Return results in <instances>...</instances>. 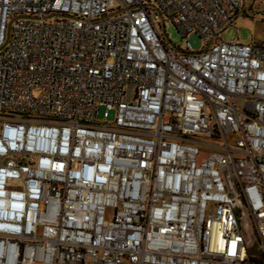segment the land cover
Segmentation results:
<instances>
[{
	"label": "built area",
	"instance_id": "2783aa9c",
	"mask_svg": "<svg viewBox=\"0 0 264 264\" xmlns=\"http://www.w3.org/2000/svg\"><path fill=\"white\" fill-rule=\"evenodd\" d=\"M244 8L0 0V264H264V40H222Z\"/></svg>",
	"mask_w": 264,
	"mask_h": 264
},
{
	"label": "rangeland",
	"instance_id": "374dc122",
	"mask_svg": "<svg viewBox=\"0 0 264 264\" xmlns=\"http://www.w3.org/2000/svg\"><path fill=\"white\" fill-rule=\"evenodd\" d=\"M244 9V13L222 34L223 42L230 43L238 38L240 43L251 45L264 40V0H245ZM163 33L168 35L166 36L167 39L174 46L185 47L184 39L174 24L168 23L166 29H163ZM189 41L196 52L202 51L205 47V43L197 35H191ZM103 111L104 109H101V114H103ZM237 214L247 242L249 245H256L248 213L239 210Z\"/></svg>",
	"mask_w": 264,
	"mask_h": 264
}]
</instances>
